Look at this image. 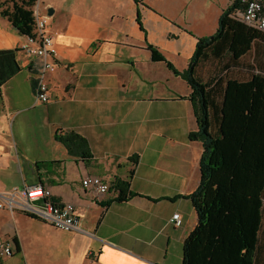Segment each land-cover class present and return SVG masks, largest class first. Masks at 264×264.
<instances>
[{"label": "crops", "instance_id": "0c3cea01", "mask_svg": "<svg viewBox=\"0 0 264 264\" xmlns=\"http://www.w3.org/2000/svg\"><path fill=\"white\" fill-rule=\"evenodd\" d=\"M231 2L37 1L42 13L53 10L47 31L58 67L46 104L36 102V73L21 51L20 72L0 87V194L43 186L52 202L74 205L80 230L0 211V243L14 251L0 264H183L184 241L197 225L185 196L200 184L203 146L189 139L198 129L190 87L166 62L154 61L152 49L185 71L198 40L216 33ZM24 40L0 16V50L20 49ZM242 60L260 72L264 43L253 42ZM68 132L87 139L90 160L71 156L56 140ZM87 176L110 185L129 181L137 196L118 202L112 189L97 196L81 185ZM175 214L179 228L170 223ZM259 255L264 264V240Z\"/></svg>", "mask_w": 264, "mask_h": 264}, {"label": "trees", "instance_id": "16d2710c", "mask_svg": "<svg viewBox=\"0 0 264 264\" xmlns=\"http://www.w3.org/2000/svg\"><path fill=\"white\" fill-rule=\"evenodd\" d=\"M37 1L0 0V16L20 36H32V7ZM244 1L232 0L216 33L198 40L185 71L152 49L154 61L166 62L190 87L198 129L189 139L203 146L200 184L185 196L197 213V225L184 241L183 264H263L259 254L264 240V64L258 61L260 72L252 74L254 66L242 57L253 42L264 43V33L230 18L244 8ZM19 51L0 50V87L20 72ZM207 63L218 68L204 79L199 73ZM237 68L246 70L240 79L230 74ZM56 140L71 156L91 159L89 143L80 134L58 133ZM130 160L136 166L139 156ZM111 188L118 202L137 196L129 181L115 179Z\"/></svg>", "mask_w": 264, "mask_h": 264}, {"label": "built area", "instance_id": "2783aa9c", "mask_svg": "<svg viewBox=\"0 0 264 264\" xmlns=\"http://www.w3.org/2000/svg\"><path fill=\"white\" fill-rule=\"evenodd\" d=\"M244 2V8L237 10L234 16L245 25L255 27L264 33V0ZM32 12L35 21L34 34L25 37L20 51L36 73V102L46 104L50 101V77L57 70L58 54L54 48V38L47 31L49 16L41 12L38 3L32 7ZM81 185L101 197L112 189L110 184L98 176L83 178ZM50 198L51 191L43 186L23 185L0 194V211L21 212L62 231H79L80 220L74 205L70 203L59 205ZM170 223L174 227H181L180 214L173 215ZM13 254L10 244L0 243V256L11 257Z\"/></svg>", "mask_w": 264, "mask_h": 264}, {"label": "rangeland", "instance_id": "374dc122", "mask_svg": "<svg viewBox=\"0 0 264 264\" xmlns=\"http://www.w3.org/2000/svg\"><path fill=\"white\" fill-rule=\"evenodd\" d=\"M217 66L215 65V63H207L205 65H203L200 69V76L204 79H207L209 75H211L213 72L217 71ZM238 69V68H237ZM240 72H238V70L233 69L230 70V74H232V76L236 77V78H242L241 76L239 77Z\"/></svg>", "mask_w": 264, "mask_h": 264}, {"label": "water", "instance_id": "95a60500", "mask_svg": "<svg viewBox=\"0 0 264 264\" xmlns=\"http://www.w3.org/2000/svg\"><path fill=\"white\" fill-rule=\"evenodd\" d=\"M48 14H49V16H52V15H53V10L50 9V10L48 11Z\"/></svg>", "mask_w": 264, "mask_h": 264}]
</instances>
